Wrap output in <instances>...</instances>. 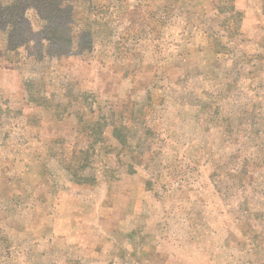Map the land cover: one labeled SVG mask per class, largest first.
<instances>
[{"label":"rangeland","instance_id":"obj_1","mask_svg":"<svg viewBox=\"0 0 264 264\" xmlns=\"http://www.w3.org/2000/svg\"><path fill=\"white\" fill-rule=\"evenodd\" d=\"M215 2L151 0V9L172 16L157 38L128 44L140 54L125 56L115 37L83 56H54L46 80L58 101H73L60 118L26 95L33 47L6 53L0 31V105L8 108L0 130V235L11 243H0V264H264V0H235L242 34L227 39L224 57L207 48L208 32L226 34L220 25L228 13H217ZM130 12L136 28L150 30L147 13ZM28 15L40 38L41 20L33 8ZM244 54L257 55L253 72ZM147 92L153 156L143 153L133 174L114 153L97 156L95 164L107 160L115 177L98 169L96 184H73L52 153L88 146L75 115L89 112L84 100L94 95L93 109L118 101L125 109ZM239 168L244 184L236 181Z\"/></svg>","mask_w":264,"mask_h":264},{"label":"trees","instance_id":"obj_2","mask_svg":"<svg viewBox=\"0 0 264 264\" xmlns=\"http://www.w3.org/2000/svg\"><path fill=\"white\" fill-rule=\"evenodd\" d=\"M150 1L141 0L131 4L129 0H110L108 2L102 0H0V31H3L7 40L5 52H19L22 48L33 47L30 56L33 59L32 71L35 75L24 77L23 81L28 100L48 112H54L58 118L67 114L69 112L68 105L73 101L68 97L65 103L62 100L58 101L55 98L57 94L51 90V83L46 80V68L50 66L54 56L59 60L75 54L83 56L88 54L87 52L91 53L95 42H100L105 38L108 41L115 37H118L116 44L123 53H126L125 56L130 53L140 54V51L133 52L128 44L150 35L157 38L160 34V24H164L172 16L168 14V9H151ZM30 8L35 10L38 19L41 20L40 38L34 36L35 31L28 15ZM214 8L220 15L228 13L227 16H224L222 23L220 21V28L224 29L226 34L224 37L222 34L208 32L207 37L212 40V43L210 42L211 44L207 48L209 51L211 48H218L217 54L219 57H224L231 50L227 39L236 37L240 32L242 34L243 12L237 9L235 0H216ZM131 9L135 13H147V16H142V19L143 22H147L145 26L150 25L149 31L136 28L135 20L128 15ZM153 32H156V35ZM31 41H33L32 45ZM109 41L111 42V40ZM262 43L264 45V41ZM255 55L244 54V59L247 62L245 64L250 67L252 72V68L257 65L255 57H253ZM118 61L114 59L111 64L115 65ZM197 73L201 75L204 72L200 70ZM183 74L179 81L184 80L189 71L186 70ZM83 96L86 98L92 94L83 93ZM222 97L225 95L220 94L216 99ZM91 99L92 102L84 100L89 112L80 113L78 111L75 114L80 131H83L89 138L88 146L73 149L69 154L63 150L52 153L61 159L59 161L68 171L71 182L78 187L96 184L98 181L96 170L98 169H101L106 179L115 177L117 169L113 168L107 160L103 161L101 165L95 164L97 156L106 158L108 154L114 153L117 163L126 165L129 173H135L137 162L143 157V153H149L151 157L155 153V151L153 153L151 144L157 135L149 122L151 96L148 92L142 101L134 100L132 105L125 109H122L120 101L109 102V106L102 104L103 107L97 106L96 109H93V104H97V98L93 95ZM209 100L210 102L214 101L212 98ZM7 109L0 105V130ZM59 139L63 140V138ZM108 139L115 141V144L107 143ZM64 149L66 150V148ZM63 155H67V157ZM234 172L236 181L244 184L246 172H243L242 168L237 171L235 169ZM249 177L252 178V176ZM146 184L148 189L152 188L150 180ZM22 187L25 188V186ZM0 243L5 249L11 247L8 236L0 235ZM77 262L74 261V263Z\"/></svg>","mask_w":264,"mask_h":264},{"label":"crops","instance_id":"obj_3","mask_svg":"<svg viewBox=\"0 0 264 264\" xmlns=\"http://www.w3.org/2000/svg\"><path fill=\"white\" fill-rule=\"evenodd\" d=\"M126 172L129 173V172H128V169H126ZM130 174H133V173H130Z\"/></svg>","mask_w":264,"mask_h":264}]
</instances>
